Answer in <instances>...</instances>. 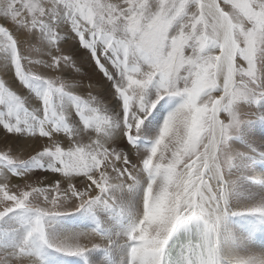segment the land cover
Listing matches in <instances>:
<instances>
[{"label": "snow or ice", "instance_id": "1", "mask_svg": "<svg viewBox=\"0 0 264 264\" xmlns=\"http://www.w3.org/2000/svg\"><path fill=\"white\" fill-rule=\"evenodd\" d=\"M0 264H264V0H0Z\"/></svg>", "mask_w": 264, "mask_h": 264}]
</instances>
